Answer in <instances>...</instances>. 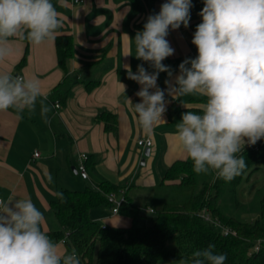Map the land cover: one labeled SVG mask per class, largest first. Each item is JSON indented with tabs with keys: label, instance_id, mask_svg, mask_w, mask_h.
Wrapping results in <instances>:
<instances>
[{
	"label": "crops",
	"instance_id": "obj_1",
	"mask_svg": "<svg viewBox=\"0 0 264 264\" xmlns=\"http://www.w3.org/2000/svg\"><path fill=\"white\" fill-rule=\"evenodd\" d=\"M165 2L85 0L76 5L73 0H62L56 5L63 18L58 37L69 35L74 41L67 71L58 62L57 40L38 46L15 41L14 54L7 61H0V72L37 77L47 97L44 103L51 107L47 120L40 114L39 100L34 113L27 110L17 113L12 108L0 111V199L30 198L45 217L42 228L48 235L58 228L51 204L58 199L61 189H97L102 182H109L120 187L115 192L117 197L124 195L145 208L147 214V208L157 210L152 206L157 199L168 197V194L159 196L167 187L168 170L176 163L190 160L173 133L182 113L199 111L204 98L198 95L174 98L166 91L164 121L151 132L141 128L127 102V97L133 104L140 102L136 92L141 86L127 78L125 65L135 73L138 65L148 64L136 58L135 42L128 37L134 39L137 31L143 30L147 17L159 13ZM191 2L188 27L170 29L166 37L175 50L168 57L173 62L197 55L191 41L196 26L202 22L199 13L204 3ZM171 71L172 76L159 74L157 84L161 89L168 88L166 80L174 83L179 75V68ZM119 83L126 85L124 95ZM56 103L61 108L56 109ZM108 115L115 117L116 130L107 129ZM145 139L153 141L150 148L138 146V141ZM36 151L40 154L38 158L34 157ZM82 153L90 157L88 180L81 177L76 167ZM203 176L217 178L211 171ZM262 190L264 165H256L236 191L242 209L249 207ZM90 216L105 227L131 226V220L114 215L110 205L93 208ZM57 244L61 252H68L64 244Z\"/></svg>",
	"mask_w": 264,
	"mask_h": 264
},
{
	"label": "clouds",
	"instance_id": "obj_2",
	"mask_svg": "<svg viewBox=\"0 0 264 264\" xmlns=\"http://www.w3.org/2000/svg\"><path fill=\"white\" fill-rule=\"evenodd\" d=\"M191 43L195 58L179 65V75L166 90L161 89V72L172 76L170 66L162 62L174 54L166 39L169 30L191 19V0H167L157 14H150L134 39L136 58L143 64L132 72L125 65L127 78L141 87L139 103L127 102L138 124L151 132L164 121L167 111L165 92L174 98L198 95L203 99L199 112L186 111L173 135L197 174L215 173L225 182L240 176L247 167L241 153L245 145L264 139V0H203ZM63 28L62 14L52 0H0V61L13 54L15 41L41 45L55 41ZM130 55V54H129ZM122 94L126 85L119 83ZM47 120L51 111L44 101L41 81L33 76L0 72V111L17 113L36 111ZM58 195H62L59 194ZM45 217L30 198L0 199V264H81L73 252H61L42 225ZM209 244L192 253L191 260L180 264H225V254Z\"/></svg>",
	"mask_w": 264,
	"mask_h": 264
},
{
	"label": "trees",
	"instance_id": "obj_3",
	"mask_svg": "<svg viewBox=\"0 0 264 264\" xmlns=\"http://www.w3.org/2000/svg\"><path fill=\"white\" fill-rule=\"evenodd\" d=\"M60 1L52 0L54 5ZM56 40L59 65L67 71V62L73 56V38L63 35ZM162 63L173 70L179 68L181 62L166 58ZM144 67L152 69L149 64ZM106 117L107 129L116 130L115 117ZM241 155L247 167L230 182L216 178L200 183L191 160L174 164L165 177L168 197L150 217L143 215L142 209L125 197L120 214L131 220V226L126 228L105 227L90 216L95 207L111 206L107 196L118 192L120 187L102 182L97 189H61L59 194L62 195L51 204L58 228L49 236L61 243L68 234L64 245L68 252L78 255L81 264H180L182 259L191 260L194 251L209 244L215 245L216 253L226 255L225 264H264V190L249 206L250 211L257 213L252 222L229 215L218 203L229 191L230 200L241 207L236 197L237 188L254 166L264 165V139L247 145ZM204 209L236 234L223 235L220 228L206 222L200 215ZM143 218L151 224H140ZM259 241L261 246L256 251Z\"/></svg>",
	"mask_w": 264,
	"mask_h": 264
},
{
	"label": "built area",
	"instance_id": "obj_4",
	"mask_svg": "<svg viewBox=\"0 0 264 264\" xmlns=\"http://www.w3.org/2000/svg\"><path fill=\"white\" fill-rule=\"evenodd\" d=\"M84 1L85 0H73V3L76 5H81L84 3ZM55 108L56 109L61 108V104L56 103ZM152 144H153V141L151 139H145V140L138 141V146L143 147V148H150L152 146ZM34 157L35 158L40 157L39 152L36 151L34 153ZM89 159H90V157L87 153H82V154H80L79 159H78V163L76 165L78 173L85 180L89 179V172H88V166H87ZM107 199H108V202L112 206V213L114 215L120 214V208H121L122 204L126 201L125 196L123 195L121 197H117L116 193H110L107 196ZM147 210H149L148 212L154 214L153 209H147ZM200 215L206 222L213 224L216 227L220 228L223 235H229V234L235 235L236 234V232L234 230H232L230 227L222 225L217 219L213 218L212 214L207 209H204L200 213ZM67 237H68V234H66L65 239H62V241H61L62 244H65V240L67 239ZM260 246H261V242L259 241L255 247V250L258 251L260 249Z\"/></svg>",
	"mask_w": 264,
	"mask_h": 264
},
{
	"label": "rangeland",
	"instance_id": "obj_5",
	"mask_svg": "<svg viewBox=\"0 0 264 264\" xmlns=\"http://www.w3.org/2000/svg\"><path fill=\"white\" fill-rule=\"evenodd\" d=\"M200 177V183H202L203 181H207V180H211V176H203V173H201L199 175ZM169 194V189H167V187L164 189V190H161L160 191V194L159 196H163V195H167ZM159 196L157 195V198H159ZM167 198V197H165ZM231 198V193H229V191L225 194V196L219 200V205L222 207V209L228 213L229 215H233V216H237V217H240L241 219H243L244 221H247V222H252L253 219H255L257 213L256 211H250L249 210V207H247L246 209H242V207H237L234 205V203L230 200ZM164 200L166 199H163V200H160V199H157L155 201L154 204H152V206L156 209H160L162 204L164 203ZM145 209V208H143ZM142 209V214L145 215L144 213V210ZM151 209V208H150ZM155 210V209H153ZM149 210L146 209V215H148L149 217L152 215V213L148 212ZM147 216V217H148ZM142 223L140 224H146V225H149L151 224L150 220H147V219H142L141 220Z\"/></svg>",
	"mask_w": 264,
	"mask_h": 264
},
{
	"label": "water",
	"instance_id": "obj_6",
	"mask_svg": "<svg viewBox=\"0 0 264 264\" xmlns=\"http://www.w3.org/2000/svg\"><path fill=\"white\" fill-rule=\"evenodd\" d=\"M149 152H150V149H147V150H146L147 155H148Z\"/></svg>",
	"mask_w": 264,
	"mask_h": 264
}]
</instances>
